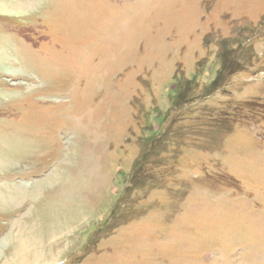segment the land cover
<instances>
[{
    "label": "rangeland",
    "instance_id": "obj_1",
    "mask_svg": "<svg viewBox=\"0 0 264 264\" xmlns=\"http://www.w3.org/2000/svg\"><path fill=\"white\" fill-rule=\"evenodd\" d=\"M0 264H264V0H0Z\"/></svg>",
    "mask_w": 264,
    "mask_h": 264
}]
</instances>
